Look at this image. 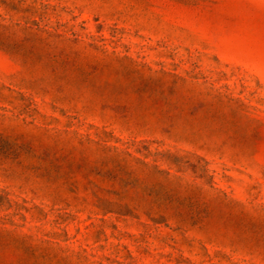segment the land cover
Here are the masks:
<instances>
[{
    "label": "rangeland",
    "instance_id": "obj_1",
    "mask_svg": "<svg viewBox=\"0 0 264 264\" xmlns=\"http://www.w3.org/2000/svg\"><path fill=\"white\" fill-rule=\"evenodd\" d=\"M0 264H264V0H0Z\"/></svg>",
    "mask_w": 264,
    "mask_h": 264
}]
</instances>
